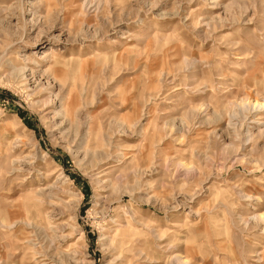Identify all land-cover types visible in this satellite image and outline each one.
I'll return each instance as SVG.
<instances>
[{"label":"rangeland","instance_id":"obj_1","mask_svg":"<svg viewBox=\"0 0 264 264\" xmlns=\"http://www.w3.org/2000/svg\"><path fill=\"white\" fill-rule=\"evenodd\" d=\"M244 117L264 0H0V264H264Z\"/></svg>","mask_w":264,"mask_h":264},{"label":"bare ground","instance_id":"obj_2","mask_svg":"<svg viewBox=\"0 0 264 264\" xmlns=\"http://www.w3.org/2000/svg\"><path fill=\"white\" fill-rule=\"evenodd\" d=\"M23 75V74H22ZM244 121L243 123L241 122V124L237 125L236 122L232 121V118L229 119L228 121V126L231 128V130L233 132H239L238 134H242V137L247 139L250 136H253L254 132L257 133H263L264 132V121L259 120L258 118H248V117H244ZM261 215H253L250 217V219H260ZM248 221V220H247ZM246 222V221H245ZM29 225H31L30 223H28ZM1 226L4 227H10V226H6L3 223H1ZM35 229H39L36 226H33ZM41 230V229H40ZM38 232L40 233V231L38 230ZM67 258V264H78L76 258L74 255L70 254L68 256H66ZM178 260V259H175ZM171 262V260H170ZM172 264H175L174 262ZM176 264H179L178 261L176 262Z\"/></svg>","mask_w":264,"mask_h":264}]
</instances>
